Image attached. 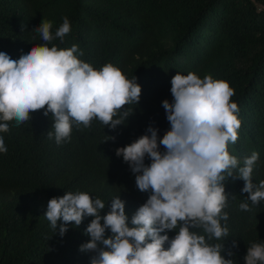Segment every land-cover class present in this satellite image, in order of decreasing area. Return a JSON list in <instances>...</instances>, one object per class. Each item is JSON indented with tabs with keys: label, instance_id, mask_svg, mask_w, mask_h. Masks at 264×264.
I'll list each match as a JSON object with an SVG mask.
<instances>
[{
	"label": "trees",
	"instance_id": "trees-1",
	"mask_svg": "<svg viewBox=\"0 0 264 264\" xmlns=\"http://www.w3.org/2000/svg\"><path fill=\"white\" fill-rule=\"evenodd\" d=\"M65 16L71 31L49 46L78 45L79 58L95 69L112 63L129 79L136 76L141 98L125 106L134 112L115 129L94 119L89 128L73 125L71 140L59 145L47 136L53 121L43 109L18 126L8 122L9 131L0 132L8 149L0 153V264H91L94 253L81 251L80 245L91 239L85 229L94 217L86 216L79 227L70 222L61 236L44 216L48 201L68 191L102 199V215L120 196L131 221L150 192L137 188L135 174L116 149L144 135L149 125L163 137L170 124L162 102L173 99L171 80L178 72H195L202 79L211 74L230 83L241 127L228 150L238 167L258 153L252 180L257 186L264 180V0H0V52L18 59L44 43L32 32L43 19L53 22L54 35ZM145 163L151 160L146 157ZM224 183L229 219L221 223L229 235L209 239L202 228L192 230L210 245L224 244L225 259L245 264L247 247L264 243V200H248L243 179ZM245 201L248 211L239 208Z\"/></svg>",
	"mask_w": 264,
	"mask_h": 264
},
{
	"label": "clouds",
	"instance_id": "clouds-1",
	"mask_svg": "<svg viewBox=\"0 0 264 264\" xmlns=\"http://www.w3.org/2000/svg\"><path fill=\"white\" fill-rule=\"evenodd\" d=\"M52 28L53 22L43 19L32 32L44 43L35 44L18 59L0 52V132L9 131V121L15 120L18 126L42 109L53 121L54 131L49 130L47 136L58 145L71 140L73 125L89 128L96 119L115 129L125 123L134 112L125 106L137 105L141 98L137 77L129 79L112 63L95 69L79 58L83 51L78 45L50 47L51 41L63 40L71 31L67 16L54 35ZM171 85L173 99L162 102L170 124L163 137L149 125L144 135L116 149L135 174L137 188L150 192L131 221L120 196L111 200L106 215L101 214L105 202L88 192L68 191L48 201L44 216L61 236L70 222L79 227L86 216L94 217L85 229L91 239L80 245L81 251L94 253L91 264H234L222 255L224 244L210 245L205 235L192 229L202 228L209 239L229 235L227 224L221 221L229 219L224 211L229 195L224 181L230 177L245 181L242 192L253 204L264 200V180L258 186L252 180L258 153L245 157L238 167L237 157L228 150L241 127L230 83L211 74L202 79L195 72H178ZM7 150L0 136V153ZM146 157L150 164L145 163ZM239 208L250 210L246 201ZM108 230L111 235H106ZM171 230H177L174 237L168 235ZM233 247H238L236 241ZM244 260L245 264H264V243L248 246Z\"/></svg>",
	"mask_w": 264,
	"mask_h": 264
}]
</instances>
